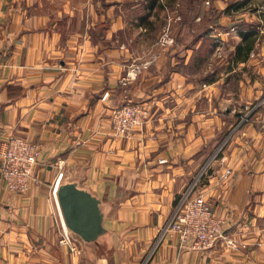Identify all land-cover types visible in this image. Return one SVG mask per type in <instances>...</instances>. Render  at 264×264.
Masks as SVG:
<instances>
[{
  "label": "crops",
  "instance_id": "0c3cea01",
  "mask_svg": "<svg viewBox=\"0 0 264 264\" xmlns=\"http://www.w3.org/2000/svg\"><path fill=\"white\" fill-rule=\"evenodd\" d=\"M124 4L146 32L147 18L167 8L163 0H0V151L12 136L41 150L28 192L10 191L0 174V264H264V25L245 61H235L237 35L229 88L214 78L203 89L181 64L215 51L225 10L194 2L193 44L155 56L154 44L125 38L133 30ZM230 15L248 27L261 16ZM128 102L146 104L151 117L128 137H110L111 109ZM60 173L59 185L76 181L102 201L105 239L72 233L75 251L60 243ZM194 181L238 250L181 249L169 238L155 246Z\"/></svg>",
  "mask_w": 264,
  "mask_h": 264
},
{
  "label": "built area",
  "instance_id": "2783aa9c",
  "mask_svg": "<svg viewBox=\"0 0 264 264\" xmlns=\"http://www.w3.org/2000/svg\"><path fill=\"white\" fill-rule=\"evenodd\" d=\"M150 117V108L142 102L122 104L110 114L107 134L110 137H128L135 129L144 126ZM40 155V146L35 141L20 136L10 137L5 149L0 151V174L6 188L19 193L28 192L33 183L38 182L34 170ZM231 174L232 170L227 169L224 176ZM62 177L63 173H60L55 195ZM197 186L198 182L194 181L181 196L174 213L160 231L155 246L169 238L181 249L208 250L224 242L231 250H238L240 243L227 235L225 220L216 214L213 203L204 192L198 191ZM72 235L64 225L60 243L69 245L75 251L77 248Z\"/></svg>",
  "mask_w": 264,
  "mask_h": 264
},
{
  "label": "rangeland",
  "instance_id": "374dc122",
  "mask_svg": "<svg viewBox=\"0 0 264 264\" xmlns=\"http://www.w3.org/2000/svg\"><path fill=\"white\" fill-rule=\"evenodd\" d=\"M163 1L164 4L167 6V8H165V10L161 12L160 17L154 15L152 16V19L150 18L148 20L147 18L148 21L147 23L150 25L147 32L141 29L142 26L140 24H143V22L141 20L136 21V15L138 14L137 12H133L132 8L127 4H124L121 9L122 13L126 15L127 29L133 30V31L129 30L133 33H135L134 31H139L141 33V34L139 33L140 36L137 34L138 36L135 37V34L131 36L129 35L131 32H127L125 38L127 39L138 38V40L136 41L138 42L140 47L143 46L149 47V45L151 46L152 44H154L153 54L155 56H159V54L165 55L166 54L165 51H169L174 46L176 50H180L183 46H190L193 44L194 39H196L195 32L193 31L196 28L194 22L195 17L193 16L194 14L189 15L188 10L192 7V4L194 5V2H197L198 5L199 0H163ZM244 1L245 0H203V3L206 5V7H212L215 4H217V6L222 11L225 10V13L223 12L224 15L225 16L228 15V17L231 19V20L228 19L227 22L220 23V25H218V27L216 28L217 46L215 51H213V53H209L203 49L202 52L201 50H198L196 53L192 54V56L189 58V63L186 66L181 64V68L183 72L186 73L187 77L193 80L198 86H202L203 89H208L206 88L208 85L206 83H208L209 80L214 78H220L221 81H224L223 84L224 87L229 88L226 85L225 80L227 78V72H229L230 70L229 61H230V50L232 48V45L234 44V42L236 43V41H238L240 37L239 35H241V31H247L248 29H256L257 31L261 32V28H263L262 25H264V18L262 14L264 13V0H250L248 3H246L245 7H241L242 5L240 4L243 3ZM178 3L180 4L178 5ZM226 9H229V12H226ZM244 11H253L254 13H260L262 17L259 16V19L255 20L257 22H254L255 24L251 25L250 27L244 24L243 16L231 18L230 14H235L236 16L242 15ZM226 18L227 17H225V19ZM198 22L202 23L200 26L205 27L208 26L209 20L198 21L197 19L196 23ZM142 28L144 29L145 27ZM180 32L181 34L184 35L178 36L180 35L178 34ZM143 33L145 35H142ZM180 38H183L181 40L183 42H181L179 45L178 39ZM171 51H173L172 55H174L177 60L178 59V56L176 57L177 53H175L174 50ZM197 53L198 56H195L194 54ZM166 56H169V52L166 54ZM229 75L234 76L236 80L240 78L242 72L236 71ZM113 109H111V113ZM202 173L203 176L201 177L199 183L205 184L206 174L205 172Z\"/></svg>",
  "mask_w": 264,
  "mask_h": 264
},
{
  "label": "water",
  "instance_id": "95a60500",
  "mask_svg": "<svg viewBox=\"0 0 264 264\" xmlns=\"http://www.w3.org/2000/svg\"><path fill=\"white\" fill-rule=\"evenodd\" d=\"M57 198L66 227L86 242H100L109 234L104 226L106 210L102 201L78 182L58 186Z\"/></svg>",
  "mask_w": 264,
  "mask_h": 264
},
{
  "label": "trees",
  "instance_id": "16d2710c",
  "mask_svg": "<svg viewBox=\"0 0 264 264\" xmlns=\"http://www.w3.org/2000/svg\"><path fill=\"white\" fill-rule=\"evenodd\" d=\"M250 0H245L241 7H245L246 3ZM238 6V5H237ZM239 7V6H238ZM229 12V9H226ZM242 41L237 45L235 50V61H245L249 58L250 54L254 50L255 44L258 41L260 35L256 29H248L247 31H241Z\"/></svg>",
  "mask_w": 264,
  "mask_h": 264
}]
</instances>
